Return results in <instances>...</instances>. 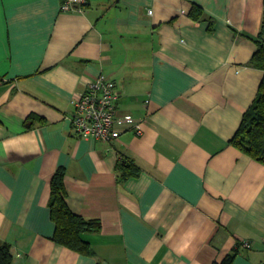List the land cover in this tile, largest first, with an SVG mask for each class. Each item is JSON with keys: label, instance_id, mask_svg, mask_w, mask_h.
Listing matches in <instances>:
<instances>
[{"label": "crops", "instance_id": "crops-1", "mask_svg": "<svg viewBox=\"0 0 264 264\" xmlns=\"http://www.w3.org/2000/svg\"><path fill=\"white\" fill-rule=\"evenodd\" d=\"M62 1L0 0V245L11 264H212L233 249V264L264 261V165L230 143L263 77L251 57L264 0H86L67 12ZM101 72L140 135L75 132L76 96ZM121 161L138 174L121 180ZM58 168L69 209L101 223L82 234L91 255L52 241Z\"/></svg>", "mask_w": 264, "mask_h": 264}, {"label": "trees", "instance_id": "trees-1", "mask_svg": "<svg viewBox=\"0 0 264 264\" xmlns=\"http://www.w3.org/2000/svg\"><path fill=\"white\" fill-rule=\"evenodd\" d=\"M201 13V8L192 4L190 16L197 20ZM255 43L256 49L252 54L251 64L263 71V77L256 96L245 111L230 143L241 153L264 165V11ZM119 172L120 179L124 180L136 176L139 170L131 162L121 161ZM65 194L64 170L58 168L50 180L48 200L50 217L55 225L52 241L77 253L91 255V247L82 239V234L99 232L101 223L98 219H86L73 213L66 203ZM236 256L237 250L233 249L220 263L213 262L212 264H233ZM11 262L9 245H0V264H11ZM259 264H264V261Z\"/></svg>", "mask_w": 264, "mask_h": 264}, {"label": "built area", "instance_id": "built-area-1", "mask_svg": "<svg viewBox=\"0 0 264 264\" xmlns=\"http://www.w3.org/2000/svg\"><path fill=\"white\" fill-rule=\"evenodd\" d=\"M85 2L86 0H63L60 3V10L63 12L82 10ZM118 99L119 93L115 89L114 80L102 72L97 74L87 88L77 94L74 101L75 113L71 123L78 136L111 143L126 130L133 129L140 135L142 121L118 115L116 109ZM242 245L246 248L251 246L248 242H243Z\"/></svg>", "mask_w": 264, "mask_h": 264}]
</instances>
